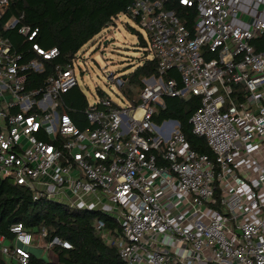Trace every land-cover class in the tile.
<instances>
[{"label":"built area","instance_id":"built-area-1","mask_svg":"<svg viewBox=\"0 0 264 264\" xmlns=\"http://www.w3.org/2000/svg\"><path fill=\"white\" fill-rule=\"evenodd\" d=\"M167 1L133 0L123 12L147 31L158 75L143 79L136 99L124 94L123 105L107 94L89 103L86 128L63 102L78 85L77 56L29 87L28 73L60 50L33 43L41 60L23 62L0 33V176L34 200L111 216L118 233L98 228L128 264H264V0H180L195 10L193 31ZM9 3L0 0V16ZM23 17L7 28L34 40L38 29ZM172 69L180 81L166 78ZM109 78L121 90L127 83ZM189 94L201 97L190 123L214 159L192 149L179 121L155 120L165 97ZM247 165L256 166L251 179ZM11 230L14 248H0L27 264L33 235L22 223ZM160 236L182 243L186 256L160 246ZM48 245L72 247L58 236Z\"/></svg>","mask_w":264,"mask_h":264},{"label":"trees","instance_id":"trees-1","mask_svg":"<svg viewBox=\"0 0 264 264\" xmlns=\"http://www.w3.org/2000/svg\"><path fill=\"white\" fill-rule=\"evenodd\" d=\"M133 0H10L0 16V33L10 38L13 48L23 55V62L33 59L41 60L33 49V43L45 49L57 47L60 54L53 59H44L42 72H29V87H39L54 72L56 66H67L83 49L105 29L115 24V19L125 12ZM165 8L175 10L186 26L194 30L195 10L184 6L180 0H168ZM23 15L21 23L37 28V36L29 40L19 33L18 26L7 28L16 17ZM138 35L140 45L149 47V41L140 32L131 28ZM260 47L264 43V35L260 38ZM158 61L145 57L134 71L123 75L127 79L124 93L130 98L144 86L143 79L158 75ZM176 78L180 74L176 69L168 72L166 78ZM100 92V97L105 96ZM65 111L81 128L90 124L85 120L84 111L89 102L79 85L63 95ZM164 107H159L155 120L164 119L179 121L182 132L193 150L206 154L214 159L215 154L205 137L193 132L190 123L191 116L201 105V97L189 94L185 97H165ZM16 223H22L33 235L48 244L53 237L58 236L71 242V248L54 245L53 249L59 258V264H128L120 254L118 245L108 244L98 225L104 224V229L113 233L120 231V224L111 216L94 210H81L68 207L47 199L34 200L33 193L24 186L16 185L14 181L0 176V237L4 245L12 250L16 244V235L11 228ZM47 231L44 236L43 232ZM118 230V231H117ZM115 236V235H114ZM27 264H55L31 252L28 247ZM7 256L0 249V264H10Z\"/></svg>","mask_w":264,"mask_h":264},{"label":"rangeland","instance_id":"rangeland-1","mask_svg":"<svg viewBox=\"0 0 264 264\" xmlns=\"http://www.w3.org/2000/svg\"><path fill=\"white\" fill-rule=\"evenodd\" d=\"M131 28L149 41L147 31L130 16L122 13L115 24L85 45L74 60L78 85L89 103L99 99L100 92L109 95L118 105L126 103L124 90L111 82L109 76L111 73L115 76L131 73L150 55L148 47L140 45L138 35ZM139 93L135 92L136 97L132 98L136 99Z\"/></svg>","mask_w":264,"mask_h":264},{"label":"crops","instance_id":"crops-1","mask_svg":"<svg viewBox=\"0 0 264 264\" xmlns=\"http://www.w3.org/2000/svg\"><path fill=\"white\" fill-rule=\"evenodd\" d=\"M246 12H248L247 9H245V14H244L243 18H249L250 17L249 15H247ZM243 163H245V161H243ZM255 173H256V166L251 167V166L247 165L246 169L242 171V175L245 176L247 179L249 177H254ZM249 179H251V178H249ZM159 238H162L163 242L159 241L158 244L160 246L168 245V247L171 248V251H170L171 254H173L174 256L180 255L181 257L186 256L187 252L183 251L181 249L182 243L175 242V241L170 240L166 237L163 238L160 236ZM4 243H6L5 240L2 237H0V245H2ZM48 244L45 245V243H43V241L39 237H36L33 239L32 245L29 248H30L31 252H33L35 255L40 256V257H42L48 261H51L55 264H59V258L57 256L56 252L54 251L53 247H49ZM6 258L10 264H19L18 260L16 258H12L11 256H7Z\"/></svg>","mask_w":264,"mask_h":264}]
</instances>
